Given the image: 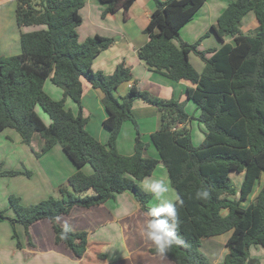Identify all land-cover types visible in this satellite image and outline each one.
<instances>
[{"label": "trees", "instance_id": "trees-1", "mask_svg": "<svg viewBox=\"0 0 264 264\" xmlns=\"http://www.w3.org/2000/svg\"><path fill=\"white\" fill-rule=\"evenodd\" d=\"M135 1L97 0L104 7L103 18L121 10L124 19ZM152 2L154 11L143 30L148 40L137 50V57L149 71L195 86L186 93L200 110L196 120L203 126L201 144L192 145L186 124L194 117L186 113L184 102L159 98L136 87L117 98L116 89L132 78L130 68L121 62L110 75L92 69L93 61L114 44L115 38L96 34L78 41L77 28L82 23L79 10L84 0H16V26L44 28L20 34V54L0 57V133L12 129L28 146L37 134L42 144L36 157L60 145L76 172L66 186L59 187L57 199L49 197L23 206L19 198L10 195L8 206L14 218L0 211V220L12 227L20 224L29 244L30 226L48 220L55 241L81 258L88 248L87 233L71 231L64 240L57 218L74 207L102 205L123 192H130L140 209L146 211L152 194L144 192L138 183L161 162L172 189L184 200L178 208V234L185 243L163 255L153 245L148 253L172 264H210L200 250L202 239L230 232L222 264H256L249 258V248L259 245L264 249V183L246 208L240 203L248 199L264 173V0L231 1L211 31L220 42L231 37L233 43L205 51L198 50L204 37L190 44L180 38L179 31L206 0ZM249 12L258 26L252 33L243 34L240 21ZM191 52L204 64L200 74L189 62ZM82 78L103 94L102 105L107 113L103 126L109 132L105 144L85 130ZM46 80L62 90L60 100L46 94ZM67 98L77 106L75 114L65 107ZM135 101L154 107L160 115V127L150 136L159 160L146 155L148 146L141 140L132 113ZM36 106L49 117V125L39 118ZM127 121L133 123L136 136L133 153L124 156L117 152L116 139ZM85 164L92 169L90 175L81 171ZM232 173H243L239 190L229 178ZM22 174L30 172H0V176ZM205 188L210 195L196 198L197 191ZM12 238L17 239L15 233Z\"/></svg>", "mask_w": 264, "mask_h": 264}, {"label": "crops", "instance_id": "crops-1", "mask_svg": "<svg viewBox=\"0 0 264 264\" xmlns=\"http://www.w3.org/2000/svg\"><path fill=\"white\" fill-rule=\"evenodd\" d=\"M84 1V6L79 10L82 23L77 28L78 41L83 42L86 38L96 34L115 38L114 44L101 52L93 61L92 69L110 75L121 62H124L125 66L130 68L131 80L122 83L116 89L115 96L121 98L131 87H136L159 98H174L184 102L186 103L185 110L188 109L193 102L187 99L186 91L188 88H194L195 86L189 81L173 82L160 74L149 71L137 57V50L148 40L143 30L154 11L152 0H136L125 15V19L121 10L103 18L101 14L104 7L97 0ZM226 1L229 4L233 0ZM216 4L217 0H206L197 10L192 20L180 29V38L186 43L191 44L201 37H208L210 43L204 45L203 38L198 46L199 51L219 48L223 43H233L231 37H225L223 42H220L211 31L212 25L228 5L225 6L221 2L217 6ZM4 6L8 7L10 13L11 6L16 7V0H0V25L2 17L6 15L1 12V7ZM250 13L252 12L246 15ZM199 14L203 15L200 27H192L194 22L200 20L197 18ZM245 16L240 21V31L243 34H250L257 29L258 24L254 14L255 21L254 19H248V22L243 23ZM35 27L39 28L36 30L44 28L43 26L22 27V32L21 30L19 32L21 34L35 31L32 30ZM183 31L185 32L184 35H182ZM209 56L210 54L206 55V57ZM203 68L204 64L201 62V65H197L198 71L196 70V72L200 74ZM81 83L83 89L81 99L82 115L87 119L85 130L97 141L105 144L109 132L103 126V121L107 118V113L102 105L103 94L99 89L92 88L83 78ZM49 84L51 87H48V95L54 100H60L63 96L62 90L51 82ZM69 102L65 101V107L75 114L77 106L72 100ZM132 113L134 118L141 122V125L136 124L137 131L141 138H145L144 141H146L145 143L151 151L148 141L151 142V134L160 127V115L154 107L140 101L133 103ZM186 113L191 116L187 110ZM129 123L124 122L122 124L116 139L117 152L124 156L131 155L134 149L136 130L134 125ZM177 127L182 128L183 125ZM124 130L127 132L125 133V139L123 138ZM41 144L42 141L37 134L33 135L31 144L28 146L21 142L20 136L12 129H5L0 133V172H30L29 175L0 176V205L2 207H5L6 204L8 207V197L11 194L17 196L23 206L38 203L49 197L57 199L59 198V187L66 186L68 178L76 172V167L67 158L60 145H55L46 153L36 157L35 153L40 151ZM151 154L153 158L159 160L156 150L152 151ZM86 165L88 164H85L81 171L86 175H90L92 169H88ZM240 174L243 177V173ZM263 175L264 173L261 174L259 183L254 187L255 190L253 189L248 199L240 203V207L246 208L256 197L260 186L264 183ZM148 177L152 179L163 178L170 185L167 171L161 162L157 164ZM144 181L145 178L138 184L146 192L143 188ZM240 184L235 187L237 190H239ZM170 189L173 190L171 185ZM171 190L168 193L169 199L175 194V191ZM237 197L238 195L233 199L236 200ZM153 200L152 196L147 208L154 204ZM244 202L246 204L243 206ZM11 212L13 216H9V218H14V213L12 210ZM142 213L143 211L134 196L130 192H123L115 194L113 199L102 205L88 209L74 207L69 214L60 215L57 218L58 225L63 227L65 223H68L72 231L87 233L88 248L81 258H77L62 243L55 241L52 226L48 220H40L30 226V244L20 224H15L12 227L9 222L0 220V264H172L160 255L148 253V249L153 245L144 236V223L147 218ZM225 214L226 211H222V215ZM13 233L16 234L17 239L12 238ZM112 234H114L113 238L111 237ZM117 236L119 239H117ZM229 236L230 232H227L216 237L202 239L201 246L209 258L210 264H222L227 253L225 242ZM17 241L20 244L19 246ZM99 255H102L103 258H100ZM249 258L256 260V264H264V249L259 245L251 246L249 248ZM259 260L262 262H259Z\"/></svg>", "mask_w": 264, "mask_h": 264}, {"label": "clouds", "instance_id": "clouds-1", "mask_svg": "<svg viewBox=\"0 0 264 264\" xmlns=\"http://www.w3.org/2000/svg\"><path fill=\"white\" fill-rule=\"evenodd\" d=\"M143 188L152 194L156 203L142 213L147 219L144 223V236L154 245L158 254H166L173 246L184 245L183 238L178 234L179 218L178 208L182 207L184 200L179 193L171 199L166 197L170 192V185L165 179H152L145 177ZM174 192V190H171ZM210 195L205 189L198 190L196 198H207ZM72 231L71 226L65 223L60 236L67 240Z\"/></svg>", "mask_w": 264, "mask_h": 264}, {"label": "rangeland", "instance_id": "rangeland-1", "mask_svg": "<svg viewBox=\"0 0 264 264\" xmlns=\"http://www.w3.org/2000/svg\"><path fill=\"white\" fill-rule=\"evenodd\" d=\"M213 1V0H212ZM219 2H221V3H223V4H225V6L228 4V2L226 1V0H217V4H216V6L219 4ZM215 6V7H216ZM14 9L15 8H13V6H11V11H10V13L8 12V7H6V6H4V7H1V12H3V14H6L5 16H3L2 17V20H1V25H0V57H10V56H16V55H14V54H20V45H19V37H20V32H19V30H21V32H22V30H23V28H21V29H19L17 26H16V24H15V21H14ZM0 15H1V13H0ZM11 16V17H10ZM197 18L198 19H200V20H198V21H196V22H194V26L192 25V27H195V28H197V27H200V25H201V23H202V21H201V19L203 18V15L202 14H199L198 16H197ZM245 20H244V22L243 23H245V22H248V19H254V17H253V14L252 13H250V14H248V15H246L245 16V18H244ZM254 21H255V19H254ZM36 29H39V28H32V30H36ZM246 31V30H245ZM210 32V31H209ZM251 32V31H250ZM184 31L182 32V35H184ZM246 33V32H245ZM210 34H212L211 32H210ZM179 35L181 36V34H180V31H179ZM209 37H211V36H209ZM212 38H213V35H212ZM211 38V39H212ZM208 40V37L207 38H204V40H203V44L204 45H207V44H209L210 42H209V40ZM207 41V42H206ZM15 52V53H14ZM17 52V53H16ZM190 57V63H191V65L195 68V70H197V65L199 66V65H201V59L199 58V56L198 55H196L194 52H191L190 53V55H189ZM198 71V70H197ZM50 81L49 80H46L45 81V86H44V91L48 94V87H51V86H49L50 84ZM67 103L70 101L68 98L65 100ZM69 103H71V102H69ZM192 103V102H191ZM184 104H186V103H184ZM190 104V103H189ZM73 105V104H72ZM191 106L190 107H188V109H186L187 111H188V113H190L191 114V116H193L194 117V119L193 120H191L189 123H187V127L186 128H188L189 129V131H190V135H191V142H192V145L194 146V147H198L200 144H201V142L203 141V126H202V124L201 123H199L197 120H196V118L200 115V110L199 109H197L196 108V106L192 103V104H190ZM194 105V106H193ZM186 107V105H184V108ZM192 107V108H191ZM194 108H196V110H194ZM185 110V111H186ZM35 112L37 113V115L39 116V118L43 121V123L45 124V125H49L50 124V119H49V117L42 111V109L39 107V106H36V108H35ZM135 119V118H134ZM136 120V119H135ZM136 122V124H139V125H141V122L138 120H136L135 121ZM125 123H129V121H127V122H125ZM130 123H132V122H130ZM129 123V124H130ZM133 124V123H132ZM131 124V125H132ZM124 134H123V138L125 139V133H127L125 130H124V132H123ZM136 136V135H135ZM142 139V141L145 143L146 141H144L145 140V138H141ZM148 144H149V147H151V151H149V148L147 147V149H146V151H147V156L148 157H152V154H151V152L152 151H155V149H154V147H153V145L151 144V142L150 141H148ZM153 158V157H152ZM87 166V168L88 169H91L90 168V166L89 165H86ZM0 170H1V168H0ZM229 177H230V179H231V182H232V184H233V186L234 187H236V186H238L240 183H242L241 181H242V175L239 173H232V174H230L229 175ZM262 178H264V175H263V177ZM1 185V184H0ZM241 185V184H240ZM256 186H257V184H256ZM0 189H1V187H0ZM239 189V188H238ZM255 190V189H254ZM12 195V194H11ZM10 196V195H9ZM13 196H15V195H13ZM15 197H17V196H15ZM166 197L168 198V193L166 194ZM18 198V197H17ZM153 203H156V201L155 200H153L152 201ZM36 204V203H35ZM246 203L244 202L243 203V206L245 205ZM3 208H5V209H3ZM9 208V206L7 207V204H6V206L5 207H2L1 205H0V211H5V215L7 216V217H9V216H13V214H12V212H11V209H8ZM7 222V221H6ZM6 225V224H5ZM112 238L114 237V234H112V236H111ZM117 239H119V237L117 236ZM112 240V239H111ZM218 241V240H217ZM111 245H112V241H111ZM200 250L202 251V252H204V249L202 248V246L200 247ZM210 256V255H209ZM210 258H212L211 256H210ZM113 260V259H112ZM259 262H262V261H260L259 260ZM258 262V263H259ZM262 264V263H261Z\"/></svg>", "mask_w": 264, "mask_h": 264}]
</instances>
